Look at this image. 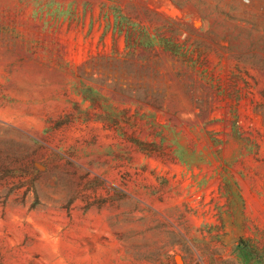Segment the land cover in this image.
Wrapping results in <instances>:
<instances>
[{"label":"rangeland","instance_id":"374dc122","mask_svg":"<svg viewBox=\"0 0 264 264\" xmlns=\"http://www.w3.org/2000/svg\"><path fill=\"white\" fill-rule=\"evenodd\" d=\"M0 264H264V0H0Z\"/></svg>","mask_w":264,"mask_h":264}]
</instances>
